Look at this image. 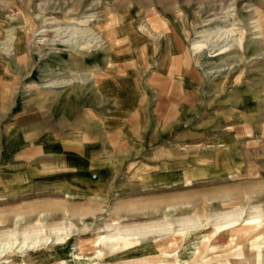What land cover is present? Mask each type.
Returning <instances> with one entry per match:
<instances>
[{
	"label": "rangeland",
	"instance_id": "1",
	"mask_svg": "<svg viewBox=\"0 0 264 264\" xmlns=\"http://www.w3.org/2000/svg\"><path fill=\"white\" fill-rule=\"evenodd\" d=\"M257 10L264 23V0H0V230H14L18 217L17 229L70 231L63 245L10 260L60 264L101 252L86 264H264L257 259L264 248V43L254 29ZM226 13L233 40L243 35L239 53L237 45L203 42L199 57L196 42L225 25L227 19L210 20ZM66 25L93 30L105 44L61 52L56 30ZM135 34L143 41L139 55ZM166 39L176 45L175 75L186 77L180 102L157 93L153 72ZM93 53L102 63L91 81L86 61ZM131 70L137 92L147 93V122L108 133L104 123L117 127L121 117L110 80ZM44 143L86 169L38 167L39 159L28 156ZM234 211L241 212L237 221L216 227L218 217ZM143 225L170 228L145 239L115 232Z\"/></svg>",
	"mask_w": 264,
	"mask_h": 264
},
{
	"label": "bare ground",
	"instance_id": "2",
	"mask_svg": "<svg viewBox=\"0 0 264 264\" xmlns=\"http://www.w3.org/2000/svg\"><path fill=\"white\" fill-rule=\"evenodd\" d=\"M228 13H226V14L228 15ZM227 15L225 16V18L223 17V18H217L215 20H213V19L210 20L212 22H219L220 24L224 23L225 25H223L222 27L221 26L218 27L214 32H208L205 36H202L201 38L204 41L196 42V44H195L196 49L195 50L199 53V57L202 56V50H201L202 46L199 44L203 43V42H205L206 45L207 44L208 45H210V44L215 45L213 43L225 44L226 47H229V48H232L233 46L237 45V53H239L238 49H239V47H241L240 41L243 40V35L241 34L239 41L233 40V37H235L236 30L233 29L234 25L230 24L231 17L229 15L228 16ZM255 16H256V23H257L256 25L257 26L256 27L254 26V29L258 30L259 33L257 35H260V37L264 43V23L262 22L263 16L258 12V10L255 11ZM223 19H225V20L227 19V21L226 22L224 21L222 23ZM229 27H231V28H229ZM56 32L59 34L58 36L60 37L61 41L57 42V44H55L54 46L56 47L57 50H59L61 52H66V53L71 52L73 54L74 53H80V52L88 53L91 51V48H98L99 49L100 46H103L105 44L103 38L100 35L95 34L93 32V30H90V29L79 32V31H77V29L67 27V25H66V27L60 28V29L56 30ZM45 33H46V31L41 30V32L38 36H44ZM87 33H89V34L87 35ZM69 34H71V35H69ZM78 34H81V35L86 34L87 36H84L85 39H83V41L79 40L80 41L79 42L77 40V37H74ZM114 34H115V32H112L111 37L113 38V40H115V42L117 44L116 39H114L115 38ZM89 37H90V39H88ZM66 38H68L69 40L62 41L63 39H66ZM53 43H55V42L53 41ZM210 47H212V46L210 45ZM7 48H8V46H7ZM24 61H26V60H24ZM61 63H64V61H61ZM64 65H65V63H64ZM86 80H87V78H86ZM51 87L52 86L49 85V86H46L45 88H51ZM258 214H260V211H258ZM240 215H241V212L234 211V212L225 214L223 216H220V217H218L219 220H218V223L216 224V227L219 228V227H223V226H227L229 224H232L233 222L238 220V217ZM261 216L262 215H260L259 217H261ZM21 220L22 219H20L18 217L16 218V224H15L14 230H0V264H19V263H14L12 260H10V258L16 256L17 254H20L19 257H25V255H24L25 253L32 252L34 249H37L38 247L40 248L41 245L51 244L52 242H54V244L57 246L63 245L67 242V237L70 235L69 229H65V228H62L60 226L48 227V230H49L48 236L43 235L44 230L42 228H38V227H34L32 229H30V228L29 229H17L18 228L17 223H20ZM3 223H4L3 220L0 219V228L3 227ZM187 223H188V221H187ZM165 224H167V223H165ZM136 226L133 228H121V229L116 228L115 232L117 234H122V236L126 239L131 238V237L135 238V239H145V238H148V237H151L154 235H159L160 233L168 232L169 228H170V227H168V229H167L165 226H160V225H157V226H144L143 225L141 227H136ZM182 226L185 227L186 225L183 224ZM187 226H188V224H187ZM109 228H111V226L107 227V229H109ZM112 238H116V235L112 236ZM128 244L131 245L132 242H128ZM263 250H264V248L261 249V251L257 255V259L264 260ZM100 253L101 252H99L97 255L99 256ZM97 255L95 257H91V258H87L85 256H80V255H74L71 260L64 261L60 264L92 263V262H95L97 260V258H98ZM21 264H28V263L23 262Z\"/></svg>",
	"mask_w": 264,
	"mask_h": 264
},
{
	"label": "crops",
	"instance_id": "3",
	"mask_svg": "<svg viewBox=\"0 0 264 264\" xmlns=\"http://www.w3.org/2000/svg\"><path fill=\"white\" fill-rule=\"evenodd\" d=\"M159 27H161L159 25ZM162 28V27H161ZM165 29V28H163ZM166 30V29H165ZM168 31V30H166ZM136 35V44H135V49L137 50L138 55L141 53V50H139V48H137L138 44L142 43V37L139 34H135ZM160 39V38H159ZM173 42H175L173 40ZM117 45H121V42L119 41L117 43ZM175 44L174 47L172 46V43L170 42V40L166 39L165 43L163 44V48H164V55L161 58V61L159 63V65L156 67V72H153L155 74V76L157 77V84H158V88H157V93L159 95L170 92L171 97L169 96V98H167L166 102H180V100L185 97V76H179V75H175L178 74L176 72H174L175 70H173L174 68H178V65H176L175 62H173V53L176 50L175 48ZM101 57L98 55H94V53L92 54V56L88 57L86 64L90 63L92 64L91 68H93V71H88L90 73L89 77L91 78V81H94V73L95 71H97L100 68V65L102 63L101 61ZM146 63L148 64L149 61L148 59H146ZM108 65H112V59L109 58L107 60ZM89 66V65H88ZM152 66L150 65L148 67L151 68ZM134 76V71H130L127 72L123 75V77H114L110 80V90L113 94V96H115V105H117V109L119 110V112H121V117H120V122L119 124H116L117 127H113L112 125L107 124L106 122L104 124V127L108 128L110 133L112 131V129L116 128L117 130H123L126 131L127 129L131 128L130 126H137V123L139 121L140 124L144 125L147 122L148 119V115H147V111L146 108L148 107L149 101L147 100V93L144 92L143 95V91L137 92V89L135 88L134 82H133V77ZM179 76V77H178ZM174 78H179L177 79L178 81H174ZM174 82H173V81ZM180 80H183V82ZM169 88V90H168ZM115 91V93H114ZM137 95V99H135V96ZM145 96V97H144ZM159 101V100H158ZM157 101V102H158ZM157 107V106H156ZM138 119V120H137ZM157 123H160L158 118H157ZM166 124V123H163ZM122 131V133H123ZM107 132V131H106ZM50 147L47 146V144H41L40 147L38 148V150L36 152H33L32 155H29L28 158H33L34 159H39V163H38V167H44L50 164H56L55 167L58 168H62V167H72L73 169H86V165L80 161V160H73V154H69V153H64V154H57V152H55L56 150H47ZM38 155V156H36ZM54 158L53 160H51V158ZM43 158H45L46 160H43ZM72 169V170H73Z\"/></svg>",
	"mask_w": 264,
	"mask_h": 264
}]
</instances>
